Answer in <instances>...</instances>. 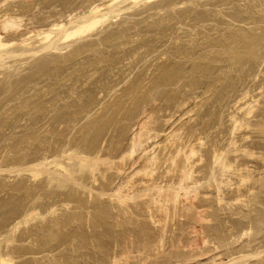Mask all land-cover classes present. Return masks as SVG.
<instances>
[{
    "label": "rangeland",
    "instance_id": "374dc122",
    "mask_svg": "<svg viewBox=\"0 0 264 264\" xmlns=\"http://www.w3.org/2000/svg\"><path fill=\"white\" fill-rule=\"evenodd\" d=\"M0 24L4 264H264V0H0Z\"/></svg>",
    "mask_w": 264,
    "mask_h": 264
},
{
    "label": "bare ground",
    "instance_id": "6f19581e",
    "mask_svg": "<svg viewBox=\"0 0 264 264\" xmlns=\"http://www.w3.org/2000/svg\"><path fill=\"white\" fill-rule=\"evenodd\" d=\"M88 1V0H87ZM135 2L137 1V0H134ZM146 1V0H145ZM112 2V1H111ZM105 4V3H104ZM141 4V3H140ZM90 5V4H89ZM94 5V4H93ZM92 7V6H91ZM104 7V6H103ZM107 7V6H106ZM108 7H110V5H108ZM127 7V6H126ZM143 7V6H142ZM97 8H100V6L99 7H97ZM111 8V7H110ZM120 9V8H119ZM122 9V8H121ZM125 9V8H124ZM80 10V9H79ZM93 10V9H92ZM91 10V11H92ZM95 10V9H94ZM94 10H93V12H94ZM24 11V10H23ZM97 11H99V9H97ZM101 11V10H100ZM127 11V10H126ZM111 12V11H110ZM119 13H121L120 11H118ZM118 12H116V14L118 13ZM68 13V12H67ZM76 13V12H75ZM86 13H88V12H86ZM112 13V12H111ZM110 13V14H111ZM113 13H114V11H113ZM112 13V14H113ZM119 13L117 14L118 16H119ZM70 14V13H69ZM83 14H84V12H83ZM111 14V15H112ZM8 15H10V14H8ZM73 15V14H72ZM107 15H109V13H107ZM111 15H109L108 17H110ZM114 15H115V13H114ZM15 16V15H14ZM77 16V15H76ZM3 17V16H2ZM108 17L106 16V14L104 15V14H102V15H100V16H97V17H94V16H89V17H87V18H84L85 19V21H83V22H81V23H79L77 26H73V27H71L70 29H68V30H65L64 31V33L62 34V37H61V41H63V42H67L68 41V39L69 38H71L72 36H74V35H78V34H81V33H83V32H85V31H89V30H93L92 28H95V26L98 24V23H100V22H103V23H105V21L108 19ZM113 17V16H112ZM9 18V17H8ZM69 18V17H68ZM6 19H7V17H6ZM62 19V18H61ZM67 19V18H66ZM50 20H51V18H50ZM41 21V20H40ZM70 21V20H69ZM54 22H55V20H54ZM2 23H3V21H2ZM8 23H9V21H4V25H3V27L4 28H6V26L8 25ZM56 23V22H55ZM61 23H63V22H61ZM102 23V24H103ZM108 23V22H107ZM52 24V23H51ZM54 24V23H53ZM59 24V23H58ZM58 24H55V25H58ZM101 24V23H100ZM1 25V24H0ZM46 25V24H45ZM61 25V24H60ZM65 25V24H64ZM63 25V26H64ZM40 27V26H39ZM53 27V26H52ZM55 27V26H54ZM3 28V29H4ZM38 28V27H37ZM41 28V27H40ZM46 28V27H45ZM49 29H50V27H48ZM1 29H2V27H1ZM24 29V28H23ZM22 29V30H23ZM26 29V28H25ZM29 29V28H28ZM30 30V29H29ZM38 30V29H37ZM12 31V30H11ZM15 31H16V29H15ZM42 31H44V30H42ZM18 32V31H17ZM16 32V33H17ZM5 33H6V30H5ZM8 33V32H7ZM11 34V33H10ZM32 34V33H31ZM36 34V33H35ZM43 34V35H42ZM54 33H52L51 34V32L49 31V32H47V31H44L43 33H41L40 34V36L41 37H39V36H37V37H39V39L37 40V42L39 43V45H38V47L39 48H42V50H48L49 49V47L51 46V36L53 35ZM4 35V34H3ZM13 35V34H12ZM238 35V34H237ZM257 36V35H256ZM6 37V36H5ZM13 37V36H12ZM27 37V36H26ZM36 37V36H35ZM36 37V38H37ZM23 38V37H22ZM53 38V37H52ZM24 39V38H23ZM16 40V39H15ZM14 40V41H15ZM21 41V40H20ZM28 41V40H27ZM244 41V40H243ZM24 42H26V41H24ZM60 42V41H59ZM22 43H23V41H22ZM30 43V42H29ZM29 43H27V44H29ZM37 44V43H36ZM35 44V45H36ZM9 45V42L8 41H6V40H4L2 37H1V34H0V49H4L5 47H7ZM11 45V44H10ZM13 45V44H12ZM21 45V44H20ZM31 45V44H30ZM60 45V44H59ZM37 46V45H36ZM35 48V47H34ZM61 48V47H60ZM44 52V51H43ZM70 52V51H69ZM45 53V52H44ZM50 53V52H49ZM79 54V53H78ZM1 55V54H0ZM63 59V58H62ZM68 60V59H67ZM49 61V60H48ZM63 61H64V59H63ZM4 63V62H3ZM49 62H47V64H48ZM5 64H8V63H5ZM67 64V63H66ZM182 116V115H181ZM183 117V116H182ZM144 150V149H143ZM148 155V154H147ZM155 151H153L151 154H149L147 157H146V163H148L149 164V166L151 165H155L156 164V162H157V160H156V157H155ZM82 156V155H81ZM88 156V155H87ZM89 157V156H88ZM82 158V157H81ZM84 159H87V158H84ZM83 159V160H84ZM92 159V158H91ZM173 159V158H172ZM89 160V159H88ZM137 160V159H136ZM79 162H82L81 160L79 161ZM145 162V161H144ZM62 163V162H61ZM60 162H58L57 163V165L58 164H60V165H62L61 166V168H64L65 170H66V172L67 171H69V173H71L72 175L75 173V170H76V168L74 167V166H66V165H63V164H61ZM85 163V162H84ZM89 163V162H88ZM92 163V162H91ZM155 163V164H154ZM132 164H133V162H132ZM56 165V166H57ZM77 165V164H76ZM81 164L79 163V165H77V166H80ZM85 165V164H84ZM88 165V164H87ZM82 166L83 165H81L80 167L82 168ZM79 167V169H81ZM87 167V166H86ZM56 168V167H55ZM83 168H84V166H83ZM87 168H89L90 169V167L88 166ZM91 168H93V166L91 167ZM79 169L78 170H76V172H78L79 173ZM86 169V168H85ZM88 169V170H89ZM96 169V168H95ZM90 171V170H89ZM74 172V173H73ZM81 172H82V170H81ZM223 175V174H222ZM222 175H221V177H222ZM218 176V175H217ZM52 177V176H51ZM60 179V178H59ZM215 179V178H214ZM52 180V179H51ZM53 181V180H52ZM60 181V180H59ZM218 181V180H217ZM216 181V182H217ZM222 181V180H221ZM56 182V181H55ZM62 183V182H61ZM122 185V184H121ZM118 190H119V188H118ZM121 190V189H120ZM175 198H176V195H175ZM48 236V235H47ZM52 240V239H51ZM50 242V241H49ZM46 243H48V240H47V242ZM211 259V258H210ZM213 259V258H212ZM211 259V260H212ZM8 260L6 259V258H4V257H2L1 258V260H0V264H4L5 262H7ZM55 262V261H54ZM60 263V262H59ZM33 264V263H32ZM62 264V263H61ZM71 264H73V263H71Z\"/></svg>",
    "mask_w": 264,
    "mask_h": 264
}]
</instances>
